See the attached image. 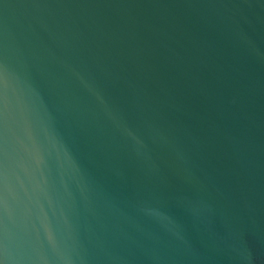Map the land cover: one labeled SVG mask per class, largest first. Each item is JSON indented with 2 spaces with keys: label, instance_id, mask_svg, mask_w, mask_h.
<instances>
[{
  "label": "water",
  "instance_id": "1",
  "mask_svg": "<svg viewBox=\"0 0 264 264\" xmlns=\"http://www.w3.org/2000/svg\"><path fill=\"white\" fill-rule=\"evenodd\" d=\"M0 264H264V0H0Z\"/></svg>",
  "mask_w": 264,
  "mask_h": 264
}]
</instances>
